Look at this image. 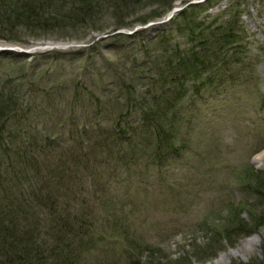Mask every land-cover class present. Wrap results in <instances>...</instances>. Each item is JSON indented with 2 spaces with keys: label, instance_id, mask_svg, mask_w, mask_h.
Instances as JSON below:
<instances>
[{
  "label": "rangeland",
  "instance_id": "1",
  "mask_svg": "<svg viewBox=\"0 0 264 264\" xmlns=\"http://www.w3.org/2000/svg\"><path fill=\"white\" fill-rule=\"evenodd\" d=\"M201 1L177 0L173 7L183 9ZM99 2L101 9H80V17H95L99 30L0 23V88L9 80L18 98V111L3 129L4 137L17 133L15 143L34 138L46 143L47 152H55L50 147L60 144L70 160L83 152L80 137L68 141L70 130L101 125L94 97L103 101L107 119L126 109L122 99L114 102L118 89L107 82L114 77L110 65L122 72L130 61L122 64L119 57L124 52L108 45L117 37L123 43L152 37L168 24L162 22L170 11L140 24L132 21L150 15L160 4L142 0L133 6L124 1L125 9L120 7V17L115 18L105 9V0ZM67 3H54L60 11L57 16L46 5L43 18H58L66 8L86 6L78 0ZM235 5L240 10V49L235 56L239 62L223 75V83L207 85L178 104L171 138L175 152L162 163L127 160L118 164L116 174L106 170L83 184L71 179L67 184L71 192L64 198L71 206L74 199L84 201L92 223L89 231L62 235L54 250L52 239L30 222L42 211L28 209L30 215L21 225L32 226L29 240L12 241L0 234V264H212L219 256V264H264V159L254 160L264 149V0H221L209 12L196 8L193 13L198 19L220 22L229 15L222 11ZM37 7L35 12H42ZM120 21L131 24L116 29ZM15 54L24 57L10 58ZM131 116L137 121V113ZM91 162L106 168L117 164L104 161V154ZM250 237L252 242L245 245Z\"/></svg>",
  "mask_w": 264,
  "mask_h": 264
},
{
  "label": "trees",
  "instance_id": "2",
  "mask_svg": "<svg viewBox=\"0 0 264 264\" xmlns=\"http://www.w3.org/2000/svg\"><path fill=\"white\" fill-rule=\"evenodd\" d=\"M34 1L38 3V0H0V23L38 29H48L47 24H52L54 28H80L86 31L96 28L97 22L95 23V17L92 15L80 17V9L92 11L103 5L99 0H78L86 6H77V9L72 6L73 8H66L58 18L46 19L42 16L44 8L46 9V0L37 4L39 7ZM54 1L47 6L53 7L57 16L60 11L55 4L60 2L63 6L67 0ZM124 1L136 6L142 0H105L104 7L112 10L117 18L120 17L117 11ZM152 1L160 4L162 8L132 21L133 23L146 24L149 20L162 17L173 8L177 0ZM215 2L221 0H205L204 3L181 9L176 17H172L168 24L157 30L152 37L140 42L131 40L123 43L122 39L117 37L108 45H117L124 52V55L119 57L123 61L122 64L130 61L128 69L120 68L122 72L110 65L114 77L107 82L118 89L114 102L122 99L126 109L107 119L102 114L106 112L100 104L103 101L92 95L91 99L95 98L92 100L95 102L96 115L101 116V125L70 130L68 141L74 142L76 137H80L79 144L82 145L79 151H83L70 160L69 156H64V150H60V144L55 148L50 147L55 152H47L49 147H46V143H40L34 138L29 137L26 142L23 140L15 143L17 133L9 132L4 137L3 129L18 111L17 93L14 94L13 88L7 83L9 80H6L0 88V234H3L4 238L9 237L15 241L23 237L29 240L28 232L33 226L36 231L44 232L46 237L52 239L55 244L53 249L56 250L62 235H79L92 227L84 201L74 199L75 203L71 206L70 201L65 200L71 192L70 188H67L71 179L75 184H83L86 178L93 175L100 177L106 170L107 173L116 174L118 164H127L124 163L127 160L128 164L139 163L143 158L162 163L175 152L171 138L173 125L179 117L178 104L186 96L198 95L207 85L223 83V75L232 69L234 63L239 62L235 58L240 49L237 45V35L241 32L239 6L235 5L234 9L228 6L224 9L221 14L229 15L220 22L217 18L211 21H207V18L198 19L193 13L196 8H201L199 12L207 11ZM33 7L42 12H35ZM71 9L73 14L69 11ZM128 24L131 23L120 21L115 27L118 29ZM9 38L8 40L14 39ZM23 57V54H15L10 58L19 60ZM106 96L108 102L109 95ZM133 112L137 113L138 122L131 116ZM104 123L108 126H103ZM55 143V140L51 142L54 145ZM103 154L104 161L117 160V164L114 167L107 164L108 168L98 167L97 162L90 164V160L96 161ZM89 168L90 170H87ZM61 187L66 190L60 189ZM29 199L33 205L29 203ZM33 208L41 210L42 213L35 212L34 217L30 216L33 218V221H30L32 226H22L21 220L27 219L30 215L28 209ZM72 212L73 215H70ZM20 233L23 235H19Z\"/></svg>",
  "mask_w": 264,
  "mask_h": 264
},
{
  "label": "bare ground",
  "instance_id": "3",
  "mask_svg": "<svg viewBox=\"0 0 264 264\" xmlns=\"http://www.w3.org/2000/svg\"><path fill=\"white\" fill-rule=\"evenodd\" d=\"M263 159H264V149H262L261 151L256 153L254 156V160H256L258 162L262 161ZM252 240H253V237L248 238L247 241L245 242V245L249 242H252ZM221 257L222 256H219L217 259H215L212 264H219L220 263L219 260L221 259Z\"/></svg>",
  "mask_w": 264,
  "mask_h": 264
}]
</instances>
